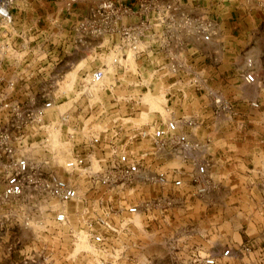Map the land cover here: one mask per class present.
<instances>
[{
  "label": "rangeland",
  "instance_id": "obj_1",
  "mask_svg": "<svg viewBox=\"0 0 264 264\" xmlns=\"http://www.w3.org/2000/svg\"><path fill=\"white\" fill-rule=\"evenodd\" d=\"M117 9L121 23L137 32L136 53L123 31L110 27ZM12 15L17 54L10 57L19 63L0 65L13 84L9 99L52 100L44 122L66 111L73 126L67 144V130L50 132L56 161L46 172L85 188L79 175L58 167L67 148L74 153L85 137L108 134L116 124L157 127L173 115L194 118L196 127L181 133L206 144L197 155L208 163L211 187L194 193L188 160L147 159L155 172L179 169L184 185L134 183L114 191L127 208L168 202L124 214L115 231L96 226L100 209L87 196L64 208L51 200L27 208L13 199L0 207V264H264V0H15ZM196 27L211 29L209 42ZM97 70L103 87L80 95L83 79ZM247 74L255 84H245ZM218 97L226 110L214 105ZM50 204L66 211V223L53 221ZM89 223L102 243L89 237Z\"/></svg>",
  "mask_w": 264,
  "mask_h": 264
},
{
  "label": "built area",
  "instance_id": "obj_2",
  "mask_svg": "<svg viewBox=\"0 0 264 264\" xmlns=\"http://www.w3.org/2000/svg\"><path fill=\"white\" fill-rule=\"evenodd\" d=\"M15 0H0V65L3 61L16 59L10 57L17 54L14 43L15 31L12 6ZM127 12L126 10H123ZM125 15L117 9L114 13V20L110 24L113 30L123 31L122 40H127L129 47L137 51V32L135 29L125 26L121 20ZM191 25L190 21H181ZM199 24V23H198ZM103 28V27H101ZM194 28V27H193ZM104 29V28H103ZM197 37L203 42H209L210 33L195 28ZM104 74L101 70L93 71L89 77L83 79L80 95L91 97L92 92L103 87ZM0 72V207L9 201L16 199L21 201L27 208L29 202L52 201L64 208L68 202L87 196L94 209H100L96 215V226L106 230L115 231V223L122 228L121 219L124 214L134 216L142 209L149 210L155 205H168L165 199H154L152 201H140L131 207H125L114 201L113 192L127 187L134 183H145L166 187L171 184L174 188H181L184 182L179 169L172 174L166 171L152 170L149 159L167 160L181 159L192 163L190 182L194 184V193L202 195L211 187L207 167L208 163L197 155L204 153L206 144L191 142L181 133L183 129L196 127L193 117H176L164 121L157 127H124L116 124L107 134L88 135L82 141V146L73 153L67 148L63 153V161L58 167L70 174L79 175L90 191L87 195L86 189L70 180H65L55 172L44 169L50 163H55L54 153L50 149V132L63 128L66 138L63 143L74 141L73 126L66 111L59 115L56 122H44V117L54 108V102L46 99L36 103L32 97L26 102L11 100L13 84L5 82ZM5 82V84L3 83ZM245 84L253 85L256 82L253 74L244 77ZM111 86L110 89H113ZM30 96V95H28ZM46 97V94L43 95ZM214 105L221 110H226V102L221 98L214 99ZM257 107V104H251ZM169 111V110H167ZM172 114V113H171ZM72 129V131H71ZM42 136L38 138V135ZM147 145L141 154L135 152V145ZM107 147V151L100 155V152ZM65 148V149H66ZM148 159V160H147ZM93 160L96 161L97 169H93ZM172 176V179H171ZM82 196H80L81 191ZM157 200V201H155ZM44 204V203H43ZM155 204V205H154ZM48 212L53 213V221L57 224H64L67 221L66 211L53 209L50 204ZM42 207V206H37ZM44 207V206H43ZM88 235L97 244L102 243L103 235L97 232L92 224H88ZM229 251H224L226 256ZM213 260L206 261V264H213Z\"/></svg>",
  "mask_w": 264,
  "mask_h": 264
},
{
  "label": "bare ground",
  "instance_id": "obj_3",
  "mask_svg": "<svg viewBox=\"0 0 264 264\" xmlns=\"http://www.w3.org/2000/svg\"><path fill=\"white\" fill-rule=\"evenodd\" d=\"M73 75L71 76V78L73 79ZM148 98V97H147ZM149 99V102L150 104H155V101L152 99V98H148ZM56 143V140H55V137L52 138V145L50 146L52 149L55 147V144ZM57 147V146H56Z\"/></svg>",
  "mask_w": 264,
  "mask_h": 264
},
{
  "label": "crops",
  "instance_id": "obj_4",
  "mask_svg": "<svg viewBox=\"0 0 264 264\" xmlns=\"http://www.w3.org/2000/svg\"><path fill=\"white\" fill-rule=\"evenodd\" d=\"M180 95V94H179ZM182 97H183V95H181ZM210 150V149H209ZM209 154H210V152H209ZM211 172V171H210Z\"/></svg>",
  "mask_w": 264,
  "mask_h": 264
}]
</instances>
